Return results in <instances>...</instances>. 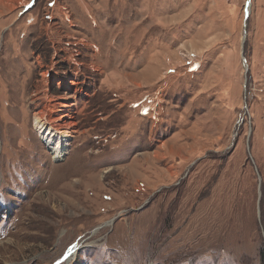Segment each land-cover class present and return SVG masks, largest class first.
Here are the masks:
<instances>
[{
  "label": "rangeland",
  "instance_id": "374dc122",
  "mask_svg": "<svg viewBox=\"0 0 264 264\" xmlns=\"http://www.w3.org/2000/svg\"><path fill=\"white\" fill-rule=\"evenodd\" d=\"M0 264H264V0H0Z\"/></svg>",
  "mask_w": 264,
  "mask_h": 264
},
{
  "label": "bare ground",
  "instance_id": "6f19581e",
  "mask_svg": "<svg viewBox=\"0 0 264 264\" xmlns=\"http://www.w3.org/2000/svg\"><path fill=\"white\" fill-rule=\"evenodd\" d=\"M248 4V2H247ZM44 96H46L49 99L47 91L44 92ZM49 101V100H47ZM52 102V101H51ZM58 107H65V103H62L61 101L56 102ZM48 106H50V103L45 105V109L47 107L48 116L51 120V124L43 122L45 118H43L44 115L39 113L38 115L35 114L34 117V127L36 128L37 132L41 135L42 139H44L47 143H49L52 147V152L55 154L56 158H59L63 155L64 151L67 149L68 141L70 134L66 131V129H60L57 127H54V124H59L60 121H62L64 118L70 117V112H63L62 110L55 111L53 109L55 106L52 105L51 109H48ZM51 111V112H50ZM47 121V120H46ZM75 248L70 251L67 256L68 260L72 259L74 256Z\"/></svg>",
  "mask_w": 264,
  "mask_h": 264
},
{
  "label": "water",
  "instance_id": "95a60500",
  "mask_svg": "<svg viewBox=\"0 0 264 264\" xmlns=\"http://www.w3.org/2000/svg\"><path fill=\"white\" fill-rule=\"evenodd\" d=\"M249 3V2H248ZM248 14H249V12H248V10H245V14H244V20H246L247 19V17H248Z\"/></svg>",
  "mask_w": 264,
  "mask_h": 264
}]
</instances>
